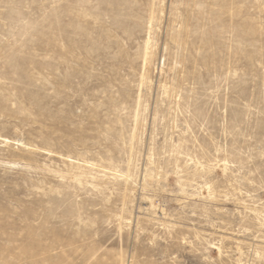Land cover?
Returning <instances> with one entry per match:
<instances>
[{"label": "rangeland", "instance_id": "374dc122", "mask_svg": "<svg viewBox=\"0 0 264 264\" xmlns=\"http://www.w3.org/2000/svg\"><path fill=\"white\" fill-rule=\"evenodd\" d=\"M0 264H264V0H0Z\"/></svg>", "mask_w": 264, "mask_h": 264}]
</instances>
